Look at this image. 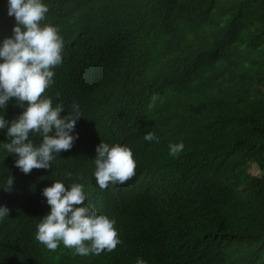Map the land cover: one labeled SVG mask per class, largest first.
Segmentation results:
<instances>
[{
	"label": "trees",
	"instance_id": "16d2710c",
	"mask_svg": "<svg viewBox=\"0 0 264 264\" xmlns=\"http://www.w3.org/2000/svg\"><path fill=\"white\" fill-rule=\"evenodd\" d=\"M43 3L42 25L64 40L46 95L64 105L62 117L79 105V139L51 169L25 175L0 130V207L10 210L0 264H264V0ZM15 25L0 0V43ZM22 112L12 98L0 116ZM147 132L159 142L145 141ZM102 141L127 145L137 163L132 179L107 190L94 176ZM180 142L184 151L171 157ZM55 181L83 184L85 204L116 220L114 251L80 256L36 240L51 210L43 189Z\"/></svg>",
	"mask_w": 264,
	"mask_h": 264
},
{
	"label": "clouds",
	"instance_id": "9594fccd",
	"mask_svg": "<svg viewBox=\"0 0 264 264\" xmlns=\"http://www.w3.org/2000/svg\"><path fill=\"white\" fill-rule=\"evenodd\" d=\"M48 12L49 7L43 0H8V16L15 18L16 25L13 35L0 43V109H6L12 98L23 109L11 121L0 116V130H7L10 141L3 146L8 153L19 157L15 167L25 175L33 169H51L56 155L71 150L79 139L78 134L73 135L82 117L79 105L73 104L72 111L62 117L64 105L54 106L53 99L46 95L54 83L53 69L63 61L64 49L60 29L51 23H41ZM30 134L40 135L42 142L36 145ZM143 139L159 142L155 132H147ZM184 149L183 142L170 144L169 155L178 158ZM96 153L94 176L101 190H107L109 185H122L135 176L137 163L127 145L110 146L102 141ZM253 169L258 171L256 165L250 170ZM13 185L14 177L10 175L3 188L11 192ZM42 194L51 210L38 224L36 240L47 249L55 251L62 243L74 249V255H100L105 250L114 251L122 243L116 220L98 214L91 205L85 204L87 194L83 184L74 182L66 187L63 182L55 181ZM9 212L6 206L0 207V220ZM136 264H146V261L138 257Z\"/></svg>",
	"mask_w": 264,
	"mask_h": 264
},
{
	"label": "rangeland",
	"instance_id": "374dc122",
	"mask_svg": "<svg viewBox=\"0 0 264 264\" xmlns=\"http://www.w3.org/2000/svg\"><path fill=\"white\" fill-rule=\"evenodd\" d=\"M253 174H258V171L256 169L250 170Z\"/></svg>",
	"mask_w": 264,
	"mask_h": 264
}]
</instances>
